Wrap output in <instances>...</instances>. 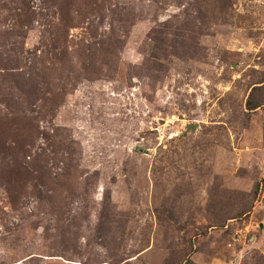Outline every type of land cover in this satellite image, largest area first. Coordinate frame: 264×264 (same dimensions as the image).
Here are the masks:
<instances>
[{"label": "rangeland", "instance_id": "1", "mask_svg": "<svg viewBox=\"0 0 264 264\" xmlns=\"http://www.w3.org/2000/svg\"><path fill=\"white\" fill-rule=\"evenodd\" d=\"M0 264H264V0H0Z\"/></svg>", "mask_w": 264, "mask_h": 264}, {"label": "trees", "instance_id": "2", "mask_svg": "<svg viewBox=\"0 0 264 264\" xmlns=\"http://www.w3.org/2000/svg\"><path fill=\"white\" fill-rule=\"evenodd\" d=\"M72 2L74 1V0H71ZM56 4L58 3L57 1L55 2ZM37 74V73H36ZM34 82V81H33ZM27 86L25 85V89L23 90V92H26L27 91V88H26ZM32 88H35L36 89V91H38L39 89H40V87H39V85L38 84H36V83H32ZM19 90H22V89H19ZM31 93V92H30ZM252 101L253 100H250V99H248V101H247V105H248V109H254L255 108V106H254V104L252 103ZM18 103V100L17 101H10L9 103H7L8 104V108H11V107H13V108H15L16 109V111L18 110V106L16 105ZM19 111L21 112V113H26V112H29V111H27L26 109H25V107H19ZM31 112V111H30ZM29 112V113H30Z\"/></svg>", "mask_w": 264, "mask_h": 264}]
</instances>
